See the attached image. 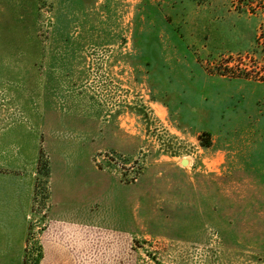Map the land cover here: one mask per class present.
Wrapping results in <instances>:
<instances>
[{
	"label": "rangeland",
	"instance_id": "rangeland-1",
	"mask_svg": "<svg viewBox=\"0 0 264 264\" xmlns=\"http://www.w3.org/2000/svg\"><path fill=\"white\" fill-rule=\"evenodd\" d=\"M0 264H264V0H0Z\"/></svg>",
	"mask_w": 264,
	"mask_h": 264
},
{
	"label": "trees",
	"instance_id": "trees-1",
	"mask_svg": "<svg viewBox=\"0 0 264 264\" xmlns=\"http://www.w3.org/2000/svg\"><path fill=\"white\" fill-rule=\"evenodd\" d=\"M198 139L201 146L204 148H210L213 145L212 134L209 131H202L199 134Z\"/></svg>",
	"mask_w": 264,
	"mask_h": 264
},
{
	"label": "water",
	"instance_id": "water-1",
	"mask_svg": "<svg viewBox=\"0 0 264 264\" xmlns=\"http://www.w3.org/2000/svg\"><path fill=\"white\" fill-rule=\"evenodd\" d=\"M182 163H183V164H187V163H188V160H187V159H183V160H182Z\"/></svg>",
	"mask_w": 264,
	"mask_h": 264
},
{
	"label": "crops",
	"instance_id": "crops-1",
	"mask_svg": "<svg viewBox=\"0 0 264 264\" xmlns=\"http://www.w3.org/2000/svg\"><path fill=\"white\" fill-rule=\"evenodd\" d=\"M214 147V145H212L210 148H208V149H211V148H213Z\"/></svg>",
	"mask_w": 264,
	"mask_h": 264
}]
</instances>
